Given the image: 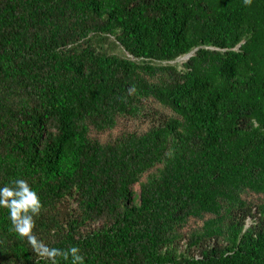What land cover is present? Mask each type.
<instances>
[{"label": "trees", "instance_id": "obj_1", "mask_svg": "<svg viewBox=\"0 0 264 264\" xmlns=\"http://www.w3.org/2000/svg\"><path fill=\"white\" fill-rule=\"evenodd\" d=\"M17 178L86 264H264V0H0ZM9 229L0 264H48Z\"/></svg>", "mask_w": 264, "mask_h": 264}, {"label": "clouds", "instance_id": "obj_2", "mask_svg": "<svg viewBox=\"0 0 264 264\" xmlns=\"http://www.w3.org/2000/svg\"><path fill=\"white\" fill-rule=\"evenodd\" d=\"M245 3H250V0H245ZM135 91V87H131L129 95ZM42 208L40 196L27 180L17 178L0 186V210H7L9 230L21 240H26L41 260L48 264H86L85 256L81 254L79 247L70 246L67 249L49 247L37 238L33 232L36 226L34 217L40 215Z\"/></svg>", "mask_w": 264, "mask_h": 264}, {"label": "rangeland", "instance_id": "obj_3", "mask_svg": "<svg viewBox=\"0 0 264 264\" xmlns=\"http://www.w3.org/2000/svg\"><path fill=\"white\" fill-rule=\"evenodd\" d=\"M115 53L116 54H120V51L119 50H116L115 51ZM188 58L189 57H183V58H180V59H178L176 62H174V63H172L171 65H174V66H177L179 69H181V66L184 64V63H186V61L188 60ZM132 128V130H144L145 129V126H143V125H139V124H135V125H132L131 126ZM117 134V132L115 131V132H113L112 133V136H114V135H116ZM108 139V135H104L103 137H102V140L103 141H106ZM135 190H138L137 189V187L135 188Z\"/></svg>", "mask_w": 264, "mask_h": 264}]
</instances>
